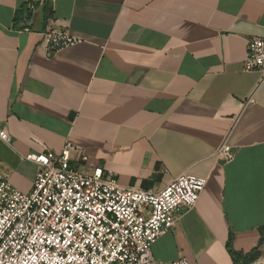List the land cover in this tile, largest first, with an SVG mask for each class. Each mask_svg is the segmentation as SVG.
<instances>
[{
  "label": "crops",
  "instance_id": "obj_1",
  "mask_svg": "<svg viewBox=\"0 0 264 264\" xmlns=\"http://www.w3.org/2000/svg\"><path fill=\"white\" fill-rule=\"evenodd\" d=\"M52 26L79 40L49 57L39 33ZM248 36L264 38V0H50V14L0 0L1 171L29 192L38 168L21 156L70 143L71 166L122 185L204 177L153 264H233L230 234L244 253L264 234V79L243 70Z\"/></svg>",
  "mask_w": 264,
  "mask_h": 264
},
{
  "label": "built area",
  "instance_id": "obj_2",
  "mask_svg": "<svg viewBox=\"0 0 264 264\" xmlns=\"http://www.w3.org/2000/svg\"><path fill=\"white\" fill-rule=\"evenodd\" d=\"M39 34L49 57L79 40L57 26ZM243 70L264 79L263 37L246 38ZM0 144L11 145L2 124ZM72 148L23 154L38 168L26 193L0 169V264H153L151 245L196 205L206 178L183 172L156 190L122 185L111 170L71 166ZM232 155L225 141L215 151L224 161Z\"/></svg>",
  "mask_w": 264,
  "mask_h": 264
},
{
  "label": "trees",
  "instance_id": "obj_3",
  "mask_svg": "<svg viewBox=\"0 0 264 264\" xmlns=\"http://www.w3.org/2000/svg\"><path fill=\"white\" fill-rule=\"evenodd\" d=\"M45 11L47 12V14H50V0H45ZM263 241H264V234H261L260 238L258 239V243L254 248H252L250 251L246 253L241 251L238 252L231 248L232 235L230 234L226 243V247L229 253L231 254L233 264H252V262L259 255V247L261 246Z\"/></svg>",
  "mask_w": 264,
  "mask_h": 264
}]
</instances>
